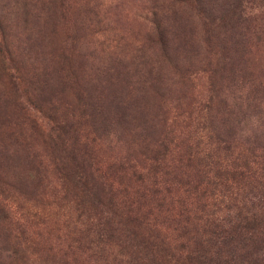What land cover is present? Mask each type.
Returning a JSON list of instances; mask_svg holds the SVG:
<instances>
[{
	"label": "rangeland",
	"instance_id": "1",
	"mask_svg": "<svg viewBox=\"0 0 264 264\" xmlns=\"http://www.w3.org/2000/svg\"><path fill=\"white\" fill-rule=\"evenodd\" d=\"M105 40L120 43L125 60L150 56L155 71L166 74L156 83L160 95L153 98L154 111L163 118L157 138L173 143L159 178L178 210L189 211L195 224L225 207L220 202L225 198L206 204L198 185L225 184L216 176L226 177L244 149L264 154L251 144L253 134L264 140V0H0V207L7 208L12 233L23 231L28 239L19 255L8 258L3 249L10 243L5 245L0 233V264H103L91 244L97 237L86 232L90 214L76 223L77 190L64 185L63 174L49 161L53 150L33 137L23 116L37 119L48 132L55 124H68L70 142L81 134L97 138L85 109L89 95L102 90L94 77L110 59L102 51ZM164 42L169 46L165 64ZM136 116L133 132L124 123H108L118 135L103 137L96 148L105 167H124L117 179L134 188L132 172L149 169L146 157L159 150L157 145L148 149L142 128L134 129L140 122ZM18 125L24 138L36 139L34 149L49 166L28 181L24 173L32 167L18 166L1 153L4 141L14 143L11 130ZM227 129L239 133L231 151H224L217 137ZM255 170L257 180L264 181V170ZM259 188L253 181L243 192L252 198L249 192L258 194ZM238 198L226 205L239 204L242 194Z\"/></svg>",
	"mask_w": 264,
	"mask_h": 264
},
{
	"label": "trees",
	"instance_id": "2",
	"mask_svg": "<svg viewBox=\"0 0 264 264\" xmlns=\"http://www.w3.org/2000/svg\"><path fill=\"white\" fill-rule=\"evenodd\" d=\"M177 11H172V14ZM102 44V51L110 58L94 77V82L102 90L96 96L89 95L85 109L93 133L99 138L90 139L86 134H81L70 142L66 137L69 134L68 124L63 127L55 124L48 132L37 119L25 114L23 116L24 123L30 124L31 130L35 132L33 137L37 134L43 144L53 150L49 161L63 174L64 185L71 183L77 190L74 192V203L80 216L76 223L82 221V215L90 214L86 232L97 237V241H91V244L100 250L97 252L98 259L103 264H264V181L255 177V167L258 171L264 170V154L257 155L250 147L244 149L229 165L231 168L225 173L226 177L216 176L218 180L225 178V184L210 181L204 188L203 183L198 185L197 190L202 193L206 204L225 198V201H220L225 207L213 212L205 221L202 218L200 224H195L189 211L178 210L177 201L171 198L169 190L164 189L163 181L159 178L163 165L168 163L173 143L161 140L159 136L157 138L158 123L163 118L154 111L153 98L160 95L156 83L164 82L166 74L161 73V70L155 71V66L149 63L152 61L150 56L143 58L141 53L125 60L121 57L123 53L119 52L120 43L105 40ZM163 52L165 64L169 56V46L165 42ZM226 61L222 63L224 66L227 65ZM120 66H123L122 71H119ZM158 75L163 78L159 79ZM136 114H140V122L134 129L142 128L145 134L143 142L148 149L151 145H157L159 150L146 157L151 161L149 169L143 167L140 168L143 170L132 172V179L138 185L134 188L117 179V173L123 175L124 167L120 166L119 170L115 166L105 167L98 159L96 148H100L99 140L103 137L118 135V130L107 128L110 123L112 126L124 123L133 132L131 124L138 119ZM228 115L232 116L233 112L229 110ZM10 122L11 126L16 125ZM11 131L15 135L14 143L4 141L7 145L1 147V153H5L3 157L18 166L30 165L32 168L24 173H27V181L33 179L34 172L48 170L44 156L34 149L36 139L24 138L22 126ZM223 135L217 134L218 141L225 144L223 150H233L235 143H238L236 137L239 133L227 129ZM252 138L254 141L251 144H257V149H264V140L260 135L253 134ZM244 154L247 157L244 158ZM249 156L253 159H249ZM223 160L226 161V158ZM253 181H257L260 188L258 194L250 191L248 195H252V198H249L243 189L250 187ZM227 184L230 187L225 189ZM220 185L224 189L219 190ZM231 187L237 191L232 192ZM241 194L243 198L239 204L226 205L232 200L237 201ZM9 221L7 208L0 207V233L4 231L2 240L5 245L10 243L3 253L12 258L22 252L21 247L28 239L23 231L20 235H14V228ZM77 225L73 228L78 229Z\"/></svg>",
	"mask_w": 264,
	"mask_h": 264
}]
</instances>
